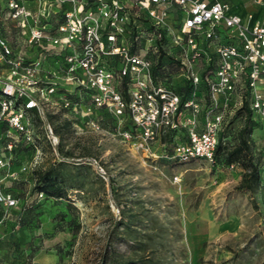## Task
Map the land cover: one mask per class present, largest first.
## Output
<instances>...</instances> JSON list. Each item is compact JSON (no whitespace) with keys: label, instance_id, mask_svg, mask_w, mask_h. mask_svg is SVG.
<instances>
[{"label":"rangeland","instance_id":"1","mask_svg":"<svg viewBox=\"0 0 264 264\" xmlns=\"http://www.w3.org/2000/svg\"><path fill=\"white\" fill-rule=\"evenodd\" d=\"M222 1L247 16L255 10L246 4L258 9L260 0ZM169 12L170 18L181 14L176 6ZM134 17L139 27L131 49L155 61L153 22L142 9ZM3 22V35L15 43L16 23ZM166 36L173 54L179 55V49L171 48L169 33ZM47 63L60 66L55 57ZM181 73L175 69L170 80L178 91L187 79ZM55 81L65 93V82ZM71 89L70 98L76 101L78 91ZM195 91L194 86L192 97ZM84 102L81 110L92 106L89 98ZM45 110L53 128L66 121L79 123L62 132V155L32 110L28 123L40 137L42 155L27 153L6 162L5 124L0 122V190L18 200L14 209L0 206V264H264V125L255 113L251 145L261 184L252 193L239 189L244 170L227 165L223 156L219 165L173 159L175 140L186 138L185 129L175 134L176 139L163 136L146 145L141 138L126 139L123 133L134 130L132 124L120 123L109 111L94 110L82 118L70 109L45 105ZM236 114H227L224 147L237 144L244 114ZM100 115L101 127H94L92 122ZM68 153L71 156L64 157ZM42 163L62 164L59 169L72 186L68 199L56 201L36 191L33 171Z\"/></svg>","mask_w":264,"mask_h":264},{"label":"built area","instance_id":"2","mask_svg":"<svg viewBox=\"0 0 264 264\" xmlns=\"http://www.w3.org/2000/svg\"><path fill=\"white\" fill-rule=\"evenodd\" d=\"M259 3L260 17L237 14L228 3L212 0H0V120L8 125L3 155H14L20 145L42 155L40 137L28 123L32 110L43 120L46 138L59 147L46 105L70 109L82 118L98 109L111 112L120 123L129 117L134 130L123 135L141 138L146 145L185 129L186 138L175 140L172 158L214 165L227 114L243 107L247 91L251 110L264 123V0ZM173 6L182 13L179 21L170 18ZM138 9L154 24V46L168 31L173 49L180 50L173 54L167 47L176 59L174 70L182 72L197 91L201 83L197 69L210 62L203 46L208 41L218 58L214 74L206 78L209 104L200 92L183 101L154 75L150 57L132 52L130 27L138 26L134 19ZM3 20L16 23L15 43L3 35ZM52 57L59 67L47 63ZM55 79L65 82V93ZM71 88L78 91L76 101L70 98ZM88 98L92 106L81 110ZM101 121L97 118L92 124L100 128ZM11 159L5 157L6 162ZM100 172L107 180L102 167ZM0 205L8 211L18 206V200L0 190Z\"/></svg>","mask_w":264,"mask_h":264},{"label":"trees","instance_id":"3","mask_svg":"<svg viewBox=\"0 0 264 264\" xmlns=\"http://www.w3.org/2000/svg\"><path fill=\"white\" fill-rule=\"evenodd\" d=\"M244 16V15H243ZM182 17V13L178 15L176 18H174V21H179ZM134 19H137L134 17ZM152 32L154 31V24L152 23ZM175 27H178V24H174ZM139 26H133L131 31V35L129 36V40H134L135 33L137 31ZM135 31V32H133ZM167 32L164 31V38L162 41H157L155 47H157V56L156 60L154 62L153 67V73L156 77L160 78L162 81H164V84L168 86L171 89H174L179 95L183 97V101L188 100L189 98H192V89L194 87L193 83L186 79L183 86L180 87V91H178L174 86L172 85V74L174 71V65H175V57L171 54H169V50L167 49L168 42H167ZM205 51L209 53L210 56V62L209 65H207L200 73L201 75V83L198 87V91L196 90L195 93L200 92L202 96L204 97V101L206 102V105L209 104V94H208V86H207V76L210 74H214L216 68H217V62L218 58L217 56L211 52V49H209L208 41L204 42L203 44ZM173 48V47H171ZM134 49L132 50V52ZM134 53V52H133ZM180 61H178L179 63ZM166 68H169V72L166 71ZM127 82V78L125 79V83ZM127 90V85L124 87V91ZM248 99L244 102V105L242 108L236 111L237 114H244V124L241 126L240 130L237 133V144L234 145V147L230 148L228 146L224 147L223 144H226V140L228 138L225 135L224 129L227 128L229 123H227L220 133L219 137V144L215 153V161L216 163L214 165H219L220 160L222 156L225 158V162L227 165H238L244 170L242 181L239 185V189H242L244 191L255 193L261 184V171L259 164L255 161L254 153L252 151V126L250 125L251 118L254 115L253 111L250 107V101L249 96L250 93L247 91ZM100 113L105 112L104 109H98ZM236 114V115H237ZM101 117L103 119V116H97ZM129 123L127 125L132 124V121L129 117L127 119ZM2 120H0L1 122ZM261 124L264 125L263 121L259 118ZM5 124V130L3 131V138L4 142H6L5 139V133L8 129V125L5 121H3ZM73 125V122L66 121L63 126H56L54 129L55 134L61 139L62 138V132L66 131ZM133 126V124H132ZM134 129V126H133ZM133 131V130H132ZM177 132L172 131L170 135L171 138H173V135L175 136ZM61 142V141H60ZM5 144V143H4ZM227 145V144H226ZM61 147L59 145V152L61 153ZM27 153H33L32 147H27L20 145L16 149L13 150L14 155H6L5 157L12 156L11 161L14 159H17L18 155H23ZM224 154V155H222ZM71 156L69 153L67 155H64V157ZM62 162V161H61ZM61 163L53 164V165H45V163H42L38 165L34 171V186L37 192L46 194L47 197L53 198L56 201H62L64 199H68L69 197V190L72 188L70 185L66 175H64L59 167H61ZM1 206V205H0ZM2 207V206H1ZM68 208H75L73 204H69ZM4 209V208H3Z\"/></svg>","mask_w":264,"mask_h":264},{"label":"crops","instance_id":"4","mask_svg":"<svg viewBox=\"0 0 264 264\" xmlns=\"http://www.w3.org/2000/svg\"><path fill=\"white\" fill-rule=\"evenodd\" d=\"M212 1H221V2H223L222 0H212ZM225 2V1H224ZM260 2V1H259ZM259 4V8L258 9H255L254 8V5L253 4H246L247 5V7L251 10H255V11H250L249 13H254L255 14V16L256 17H260L261 16V14L263 13V9H262V7L260 6V3H258ZM232 11L234 12V9L232 8ZM236 13V12H235Z\"/></svg>","mask_w":264,"mask_h":264}]
</instances>
